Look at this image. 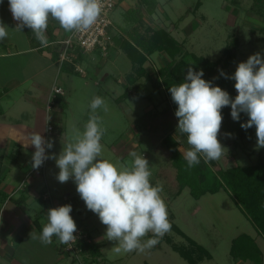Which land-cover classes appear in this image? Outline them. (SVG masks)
<instances>
[{
  "label": "rangeland",
  "instance_id": "1",
  "mask_svg": "<svg viewBox=\"0 0 264 264\" xmlns=\"http://www.w3.org/2000/svg\"><path fill=\"white\" fill-rule=\"evenodd\" d=\"M157 2L154 13H151L147 0H118L117 6L110 14L115 35L121 39L128 38L136 42L140 50H145L140 39L153 35L152 31L147 32L148 27L153 30L164 28L180 44V54L173 57L166 50L155 49L151 53L145 51L146 58L134 66L131 57L117 43L110 48L107 56L99 52L98 54L84 53L80 66L85 68L86 74H77L70 70L72 81L68 84V92L65 94L69 104H63L65 106L62 107L63 113L68 118L67 131L64 134L62 132L59 135H50L51 138L48 139L54 142V146L48 149L49 154L58 155L64 145L73 142L75 135L83 131L91 113L90 102L94 96H100L107 106V111L103 108L97 110V114L102 119V126L106 129L101 140L102 158L118 167L129 166L132 160L129 153L134 151L148 159L152 171L151 178L155 179L157 184L173 186L172 178L161 180L157 176L158 168L163 167L166 158L160 157L155 149L162 143L167 132L158 134L159 138L155 139L157 142L153 143L148 135L149 129L152 130V128L149 123L144 124L142 120L143 115L148 119L153 117L157 119L158 114L164 112L165 115L169 114L167 109L171 106L164 84L166 74L172 73L176 76L178 70H174V64L182 58L188 68L193 67L199 71L201 65H198L197 57L220 60L224 56L226 46L236 40H238L237 58L231 67L236 68L239 62L246 61L250 55L257 52L264 58V6L253 10L251 6L254 0H157ZM7 3L4 0L0 3V21L9 28L8 37L1 42V48L6 46L4 48L15 51L35 47L39 41L34 34L29 33L26 27L22 32L14 30L17 22L13 20ZM127 9L135 10L140 17L137 19L131 16ZM41 54L46 58L45 53L32 50L27 55L7 58L5 63L9 61L12 64V72H15L16 63L19 62L21 66L22 61L28 58L31 59L28 66L30 70H33L40 64V59L37 57ZM188 61L193 63L189 65ZM135 67L143 68L144 72L141 75L136 74ZM130 72L136 77L135 82L128 80L127 75ZM65 76L63 71L60 80H64ZM63 80L62 83H64ZM58 88L63 87L54 84L52 90L55 91ZM13 94L18 95V91ZM12 121H16V118ZM174 135L180 140L181 150L183 152L188 150L190 146L187 143V137L179 136L177 132ZM24 139L27 141L29 138ZM218 139L225 150L219 160L208 162L213 168L218 166L227 168L236 163L254 164L264 160V150L259 152L260 148L256 147L255 139H242L235 142L222 129ZM3 151L0 149V159ZM27 152L32 155L30 148ZM5 161L4 165L0 166V180L9 172L6 170L10 166H5L9 163L13 166L12 171L7 174H12V177L9 176L10 183L18 186L26 173L25 163H31V157L27 159L21 157L12 163V158L9 156L5 158ZM44 170L56 201L60 205L71 204L73 213L70 215L77 228L86 229L94 242L92 245L90 243V248L86 250L88 252L79 255L74 261V256L66 252L69 260H64L63 257L57 264H66L68 261L71 264H190L179 251L173 248L174 244H172L190 246L189 240L185 235L172 229L151 249L144 252L117 254L113 250L115 242L108 241L104 236L106 226L100 222L96 214L86 208L76 192L75 183L72 180L66 183L58 182L56 170L59 169L52 159L47 160ZM2 193L0 190V197L3 196ZM161 196L167 204L169 221L175 222L186 234L203 244L212 253L211 258H205L199 264H252L253 261L237 260L230 253L232 239L243 232L256 237L264 255V235L259 234L258 229L226 187H222L216 193L208 192L200 198H195L190 186H186L178 196L167 193L163 186ZM20 207L30 212L33 219L43 210L37 202L32 206L24 203ZM36 211L37 214L34 215ZM0 236H4L10 245L12 242L16 243L14 247L16 253L6 254V260L0 257V264H12L8 260L13 258L25 259L26 254L18 245L20 236L13 238L6 234L1 225ZM152 237L153 234L149 233L143 240L146 241ZM55 243L63 246L57 237ZM44 255L38 252L36 256L32 254L30 259L35 260V264H46L52 253L45 258ZM262 264H264V257Z\"/></svg>",
  "mask_w": 264,
  "mask_h": 264
},
{
  "label": "clouds",
  "instance_id": "2",
  "mask_svg": "<svg viewBox=\"0 0 264 264\" xmlns=\"http://www.w3.org/2000/svg\"><path fill=\"white\" fill-rule=\"evenodd\" d=\"M8 4L17 22L14 30L22 32L27 27L44 47L48 45L46 30L50 18L66 32H84L97 22L104 8L103 0H8ZM8 30L0 21V41L8 37ZM192 63L188 61L189 65ZM220 74L235 81L234 99L220 86L205 80L202 69L196 71L193 67L188 68L184 81L169 87L172 101L177 105V129L186 134L190 146L183 153L188 168L198 165L201 156L207 163L224 155L225 147L218 136L222 109L226 106L231 107L234 121L240 120L241 113L248 117L241 128L254 126L256 147L264 148V58L257 52L239 62L230 77L222 70ZM89 107L91 113L83 131L75 135L73 142L64 145L58 155L46 152L54 146L51 139L40 132L30 135L29 144L35 148L32 167L39 169L46 160H54L59 169L56 179L60 183L69 180L75 183L86 208L106 226L104 236L115 242L114 252H144L155 247L171 230L167 204L161 196L163 185L152 184L150 162L144 155L130 152L131 163L123 167L102 158L101 140L106 129L97 110L107 111V106L102 97L94 96ZM71 212V204L48 209V222L39 237L32 233L30 236L43 244L52 243L53 236L61 244L75 242L77 225ZM149 233L153 237L144 241Z\"/></svg>",
  "mask_w": 264,
  "mask_h": 264
},
{
  "label": "trees",
  "instance_id": "3",
  "mask_svg": "<svg viewBox=\"0 0 264 264\" xmlns=\"http://www.w3.org/2000/svg\"><path fill=\"white\" fill-rule=\"evenodd\" d=\"M150 6V12L154 13L155 8L158 4L157 0H147ZM198 5L200 4L197 3ZM264 6V0H254L251 8L257 10L258 7ZM133 11V12H132ZM132 14L131 16L140 17L139 13L135 10H128ZM27 28V27H26ZM28 29V28H27ZM29 33H32L28 29ZM152 31V36L145 39H140L141 44L144 45V49L139 48L136 42L128 38H117L114 35L115 45L116 43L128 53V56L131 57L134 66L137 63L143 62L146 58V52L151 53L153 50H166L173 57H177L181 52V46L178 41L170 35V33L164 28H158L157 30L150 29L148 27L147 32ZM146 32V33H147ZM69 32H66L59 23L54 19H49L48 27L46 30V37L48 40V45L46 47L41 46L40 42L36 44L42 50L51 51L52 57L60 65L61 71L69 72L70 69L76 70L75 63H60L59 56L61 51V46L59 41L66 37ZM238 46V40L227 45L224 49V56L220 60H210L203 56L197 57L198 65H201V69L204 71L203 78L205 80L211 81L213 85L220 86L222 89L226 90L230 97L233 99L237 95L234 84L235 81L232 79H227L225 76H222L221 70L227 75L231 76L235 69L231 67L233 62L237 58L236 48ZM146 51V52H145ZM82 58V55L79 56ZM75 62H78L75 59ZM174 70H178V74L174 76L172 73H167L164 78V84L166 91L169 96L170 108L167 109L168 115L164 113L158 114V118L148 119L143 115L142 120L144 124H150V131H148L149 138L153 143L157 142L155 139L159 138L158 134L166 135L163 137L162 143L156 147V153L160 157L166 158V163L163 164V167L158 168L157 176L158 179H165L173 181V186L169 184L163 185L167 193L178 196L182 193L183 189L186 186H190L191 193L195 198H200L203 194L211 192L216 193L221 190L222 187H226L230 194L233 195L239 207L248 215V218L252 221L255 227L258 229L259 234L264 235V160H259L256 163L252 164H240L236 163L235 165L223 168L218 166L213 168L208 162L205 163L203 157L201 156L200 163L195 165L192 168L187 167V162L183 158V151L180 148V140L175 136V132L179 136L187 137L186 134L181 133L177 129L178 119L175 116V111L177 105L172 101L171 94L169 92V87L178 84L184 81V78L187 74L188 67L186 66L185 60L182 58L175 62ZM219 65V66H217ZM133 68V67H132ZM134 70L136 74L141 75L144 72L143 68L135 67ZM80 72V71H78ZM81 73V72H80ZM130 72L127 75L129 81L135 82L136 77ZM65 93H58L53 98V102H63V98L66 94V90L62 88ZM8 88L0 89V96L7 91ZM127 93V92H126ZM231 107L226 106L222 109L223 122L221 129L227 134L231 133V136L235 142L241 141L242 139H255V127L244 130L241 128V124L246 122L248 117L244 114H240V120L234 121L231 118ZM60 132L62 129L60 128ZM264 148H260V153ZM169 160H168V159ZM161 176V177H160ZM153 185H156L157 182L155 179L151 178ZM17 203H21L20 198H15ZM37 226L41 229L42 225L39 221V218L35 219ZM171 222V229L179 232L182 235H185L189 240L190 246L177 245L175 243L173 248L179 251V253L190 262V264H199L205 258H211L212 253L207 249L203 244L199 243L196 239L192 238L186 234L175 222ZM94 242H91V245ZM90 243L84 245L86 251L87 248H90ZM61 250H63L61 246ZM91 251L90 249H88ZM93 252V251H92ZM91 252V253H92ZM231 255L237 260L244 261H253L252 264H262L263 261V251L256 239L247 232L240 233L232 239L230 247ZM75 258L73 259V261ZM72 261V263H73Z\"/></svg>",
  "mask_w": 264,
  "mask_h": 264
},
{
  "label": "crops",
  "instance_id": "4",
  "mask_svg": "<svg viewBox=\"0 0 264 264\" xmlns=\"http://www.w3.org/2000/svg\"><path fill=\"white\" fill-rule=\"evenodd\" d=\"M4 2H8V0H4ZM7 8H9V4ZM1 42L2 41H0V89L8 88V90L0 96V149L4 150L1 155L0 166H3L4 162H6L5 158L9 156L12 158V163L16 162L18 158L21 159V157L24 159L31 157L32 160V155L27 151L29 148L32 150V154L35 151L34 146L29 144L30 135L33 132H40L48 139L50 135H59L62 132V134H64V132L67 131L68 118L67 115L63 113L64 108H62L69 104L67 96L65 95L63 98L65 105L57 101L52 102V89L53 85L57 84L63 87L67 94L69 88L68 84L72 81V76H70V70L72 69H70L69 72L64 71L66 76L64 80L62 79L64 81V83H62L60 75L63 71H61L60 65L52 57L51 51L42 50L37 46L12 51L4 48L6 46L3 47V45V48H1ZM32 50H39L47 55L46 58L43 57L42 54L39 55L40 57H37V59H40V64L37 68L34 67L33 70H30L28 66L31 60L28 58L23 61L21 60V66H19V62L16 63L17 69L15 72H12V64H10L9 61L5 63L7 58L23 54L27 55L30 54ZM82 68L85 70L84 67ZM73 73L81 74L76 70H73ZM15 91H18V95L13 94ZM50 104L51 107L49 108ZM6 117H8V120H6ZM14 118H16V121H12ZM50 124L54 126V130H49ZM60 128L62 132H60ZM24 138L29 139L26 141ZM46 152L49 153L48 149H46ZM49 160L50 159H48V161ZM30 164H32V162L25 163L26 173L19 181L20 184L18 183V186L10 183L11 180L9 176L12 177V174H7L12 171L13 166L9 163L5 165L10 166L6 170L9 172L3 175L0 180V190H2L4 196V198H2L3 196L0 197L1 228L4 229L6 234L11 235L13 238L20 236L18 245L22 247L21 249H23L26 254L25 259L16 260L13 258L8 261L12 264H35V260L33 261V259H30L32 254L36 256L38 252H42L45 254L44 258L52 253L46 264H57L63 257L65 258L64 260L68 259V252L65 251L63 247V250H61V246L55 243L56 237H52V243L43 244L38 238L33 239L30 236V233H32L36 237H39L43 225L48 222V209L60 205L51 192L47 173L45 172L46 169H34L32 165L29 166ZM58 172L59 170H56V173ZM52 176L51 174V177ZM3 182L5 183L3 184ZM22 182H25L23 186H21ZM15 198H20L21 203H17ZM36 202L39 204L40 208H43L38 214L37 211L34 214H37L36 216L39 218L42 225L41 229L35 222L37 217L33 219L30 216V212L20 207L24 203L32 206ZM15 244V242H12L10 245L4 236H0V257L6 260V254H15ZM66 264L71 263L68 261Z\"/></svg>",
  "mask_w": 264,
  "mask_h": 264
},
{
  "label": "built area",
  "instance_id": "5",
  "mask_svg": "<svg viewBox=\"0 0 264 264\" xmlns=\"http://www.w3.org/2000/svg\"><path fill=\"white\" fill-rule=\"evenodd\" d=\"M103 2L104 8L102 14L97 22L89 30L84 32H69L66 37L62 38L59 41V44L61 46L59 62L61 64L65 62L75 63L76 69L81 73H85V70L80 67L81 59L79 58V56L88 52L97 54L99 52L104 56H107L109 54V50L115 42V32L112 28L113 22L110 14L117 6L118 0H103ZM75 59H77L78 62H75ZM58 93L64 94L65 91L62 88L56 89L52 92V99ZM50 107L51 104L49 105V108ZM49 130H54V126L50 125ZM46 162L47 160L39 169H44ZM24 184L25 182H22L21 186H23ZM44 197L46 198L47 196ZM72 212L70 214H72ZM75 236L77 237L75 242H72L71 244H63L62 246L65 251L71 253L74 258L79 257V255L85 254L84 245L89 244L93 241L86 229L77 228Z\"/></svg>",
  "mask_w": 264,
  "mask_h": 264
}]
</instances>
